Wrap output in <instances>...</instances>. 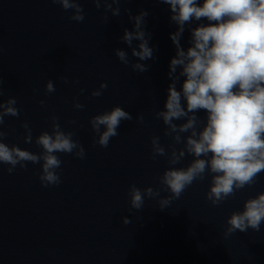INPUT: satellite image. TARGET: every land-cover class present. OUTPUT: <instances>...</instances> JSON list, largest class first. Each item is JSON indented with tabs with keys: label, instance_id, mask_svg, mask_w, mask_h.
I'll return each mask as SVG.
<instances>
[{
	"label": "clouds",
	"instance_id": "clouds-1",
	"mask_svg": "<svg viewBox=\"0 0 264 264\" xmlns=\"http://www.w3.org/2000/svg\"><path fill=\"white\" fill-rule=\"evenodd\" d=\"M68 12L69 20L83 22L85 9L82 0H51ZM96 10L103 5L104 20L107 13L121 15V3L129 0H90ZM170 9V22L177 27L170 33L175 46V55L170 59L168 77L170 84L163 108L155 111L154 117L165 125L163 136L171 139L168 149L161 144L159 135L150 137V158L164 157L170 167L158 176L161 188L152 186L141 189L130 184L127 195L130 210H142L145 198L156 200L161 211L180 199L185 191L198 180L210 177L206 199L219 206L238 190L253 185L264 172V0H159ZM116 5V7H113ZM133 29L123 30L121 41L131 49L133 62L128 53L120 48L114 50L118 60L130 66L134 72H147L149 65L139 61L155 60L156 49L150 46L151 32L146 30L147 10L132 15L124 9ZM207 21L205 23L204 21ZM195 23L196 26H192ZM190 33L189 47L181 45L183 33ZM133 41L139 43L135 46ZM2 51V49H0ZM183 81L178 89L177 84ZM64 83L68 78L61 76ZM79 83V81H73ZM108 87L102 82L91 92L100 97ZM33 91H36L35 89ZM56 91L54 82L45 83V95ZM86 90L79 89L81 95ZM4 96L3 79L0 77V165L13 174L17 166L26 169L28 164H39L38 179L43 187L58 186L63 161L58 154L72 155L83 160L86 151L75 132L61 127L59 117L52 115L51 131H41L34 143L39 153L22 149L5 142L8 133L3 130L5 117H18L21 109L15 97ZM73 108L84 109L85 105L73 98ZM45 107V101H39ZM205 112L201 118L197 113ZM132 115L121 106L92 116L89 124L95 134L93 144L107 148L111 139L119 135L122 121H131ZM136 120L143 123L144 116ZM175 121H183L176 123ZM76 124L75 120L70 121ZM23 140L33 143V130L27 121L22 122ZM82 127V125H80ZM186 134V135H185ZM182 145V147H177ZM193 157L186 167H174L185 158ZM161 190L169 193L161 196ZM122 223H131L122 217ZM224 237L249 229L260 232L264 224V192L244 201L240 211H233L226 219Z\"/></svg>",
	"mask_w": 264,
	"mask_h": 264
}]
</instances>
